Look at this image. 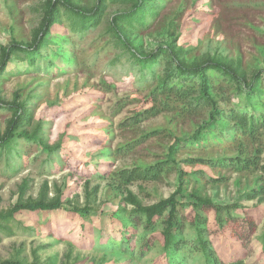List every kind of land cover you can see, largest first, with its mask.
Segmentation results:
<instances>
[{"label": "rangeland", "instance_id": "1", "mask_svg": "<svg viewBox=\"0 0 264 264\" xmlns=\"http://www.w3.org/2000/svg\"><path fill=\"white\" fill-rule=\"evenodd\" d=\"M50 1L0 0V61L2 46L34 43L45 29ZM70 1L90 11L98 4ZM155 2L157 14L147 27L114 25V17L134 3L109 1L99 23L82 33L73 29L65 8L59 9L60 21L51 27L35 67L14 53L0 79V98L5 105L25 106L28 120L17 133L39 141L19 137L9 147L0 146V215L31 202L61 206L0 218V264H174L164 255L161 229L145 236L151 247L142 249L146 219L132 222L137 208L132 200L154 206L178 190L181 177L184 196L178 199L184 204L197 193L223 206L238 205L232 216L251 222L253 233L250 229L239 239L232 224L220 227L218 218L226 220V212L203 211L202 224L219 258L264 264V118L254 132L222 135L216 126L232 132L231 120L221 116L211 123V106L198 108L178 95L170 89L174 81L161 85L173 67L168 47L187 65L222 59L248 79L258 72L264 77V0ZM114 26L138 52L167 50L154 77L145 71L143 78ZM209 75L219 106L242 104L233 83L215 72ZM259 87L264 90V78ZM12 119L13 113L0 107L2 135ZM206 126L207 141L173 149L177 140ZM236 157L248 167L234 163ZM182 213L190 239L195 211L188 206ZM125 231L134 238L130 250Z\"/></svg>", "mask_w": 264, "mask_h": 264}, {"label": "trees", "instance_id": "2", "mask_svg": "<svg viewBox=\"0 0 264 264\" xmlns=\"http://www.w3.org/2000/svg\"><path fill=\"white\" fill-rule=\"evenodd\" d=\"M109 1H122L124 3L131 1L134 3L133 9L119 13L114 17V25L125 23L132 28H135L136 25L147 27L149 17L157 14L158 6L155 0H98L96 8L91 11L72 6L70 0H51L46 7L45 29L36 35L33 44L26 45L15 41L10 47H1L0 79L7 72L9 62L16 52L23 54L31 67H35L38 64V61L43 57L42 49L46 45L47 35L51 31V27L56 23L58 24L60 21L59 9L65 8L66 12L69 13L68 17L72 20L73 29L82 33L90 30L99 23L103 15L105 4ZM114 32L121 43V47L130 52L134 62L139 65L141 71L144 72L143 78H147L145 71H150V74L154 77L156 74L155 65L160 62L167 50L161 47L149 54L138 52L132 48L130 41L126 38V35H123L122 30L115 27ZM168 48L171 50V55L168 56L172 59L171 62L173 67L168 70L167 74L162 79L161 85L167 86L171 81H174L175 83L173 82L174 84L170 86V89L176 88L178 95L188 98L190 103L198 108L211 106L213 108L211 123H218L216 118L221 116L231 120L232 132H230L227 127L216 126V129L222 135L228 136L230 135L229 133H233V131L250 133L257 129L260 120L264 118V90L259 87L260 80L264 78L262 77V72H258L252 79H248L247 76L240 74L238 69L232 64L222 59H208L202 63L187 65L175 55L171 47ZM209 72H215L233 83L237 89V93L243 96L242 104L235 108L219 106L218 102L210 93L211 82ZM0 107L8 108L13 113V119L11 120L7 132L2 135L0 131L1 147H9L19 137L39 141L36 136H30L27 133H17L18 128L23 123H27L28 120V114L24 105L18 104L17 102L5 105L0 98ZM206 128L207 126L199 129L196 134L189 139L177 140L173 149L179 145H185L190 142L195 145L200 143L201 140L207 141V135L210 130ZM233 160L237 165H241L239 163H242V165L248 167L247 161L241 160L239 157ZM133 173L134 172H132L129 177H133ZM137 175L142 174L139 173ZM184 185L185 182L181 177L178 190L170 198L161 200L154 206L142 207L137 199L132 200L134 205L137 206L132 215V222L142 223L143 218L146 219L145 224L142 223L144 224L142 241H145L142 249L145 251L151 247L150 240H145V236L161 229L160 235L163 239L164 255L169 261L172 263L174 262V264H190L189 259L201 264H243L242 261L226 263L219 258L208 239L209 234L202 224L201 215L203 211L208 212L211 210H215L217 213H221L222 211L226 212L228 215L226 220L220 217L218 218L221 221L220 227L223 228L225 223H227V225L232 224L235 237L239 239H245L246 233L251 231L250 229H252L253 233L251 222L247 219L243 220L232 216L233 210L239 208L238 205L223 206L215 203L211 199L202 198L197 193L192 194L189 202L184 204L186 202H182L178 199L179 196H184ZM60 206L61 204L59 202L51 204L45 202L18 204L12 209L9 215H0V218L4 221H8L13 219L14 215L21 211H49L58 209ZM188 206H192L193 211H195V219L193 221L195 236L190 239L185 231L187 217L185 218L182 213L183 208ZM82 211L84 212V210ZM79 212H81V210H79ZM87 212H89L88 209H85L84 213ZM166 212L167 215L163 217ZM82 216H84V214H82ZM126 231L122 236L125 239L127 249L130 250L133 248V245L130 244L131 238L132 240L134 238L129 237L130 234H127L128 232ZM261 242L264 249V235L262 236ZM6 264L19 263L9 262Z\"/></svg>", "mask_w": 264, "mask_h": 264}]
</instances>
